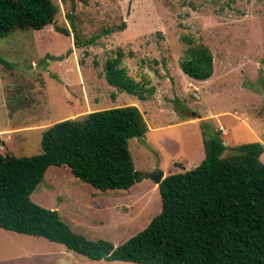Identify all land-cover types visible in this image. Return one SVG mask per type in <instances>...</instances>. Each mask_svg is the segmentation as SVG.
I'll return each mask as SVG.
<instances>
[{
    "label": "rangeland",
    "instance_id": "1",
    "mask_svg": "<svg viewBox=\"0 0 264 264\" xmlns=\"http://www.w3.org/2000/svg\"><path fill=\"white\" fill-rule=\"evenodd\" d=\"M52 1L59 7L53 24L0 37V57L9 64H0V135L14 140L12 154L32 156L41 152L42 131L58 121L124 105L141 108L148 132L129 140L139 183L101 192L67 168L51 166L31 194L74 232L118 247L161 210L152 174L184 172L204 159L201 122L207 136L225 128L226 153L257 142L251 121H259L257 138L264 142V0ZM198 44L213 55L206 81L181 68L185 51ZM119 51L145 99L107 84L106 61ZM0 264L136 263L88 260L61 244L0 228Z\"/></svg>",
    "mask_w": 264,
    "mask_h": 264
},
{
    "label": "trees",
    "instance_id": "2",
    "mask_svg": "<svg viewBox=\"0 0 264 264\" xmlns=\"http://www.w3.org/2000/svg\"><path fill=\"white\" fill-rule=\"evenodd\" d=\"M52 0H0V37L13 29L40 30L55 21ZM72 21V16L67 14ZM126 24L118 29L124 30ZM58 33L69 31L56 27ZM68 55V53H67ZM122 52L106 61L104 76L118 92L145 99V90L127 74ZM55 59H62L57 57ZM0 64H9L0 57ZM190 77L204 81L213 74L210 49L189 47L181 61ZM150 94L155 88L150 87ZM201 122L205 157L184 172L158 184L161 210L142 231L115 247L89 240L64 223L57 210L31 200L51 166L101 192L128 190L142 180L129 152V140L143 137L147 122L135 105L92 111L58 121L41 133V152L16 156L0 152V228L63 245L88 260L136 264H264V144L230 148ZM214 130V129H213ZM4 145L0 136V148Z\"/></svg>",
    "mask_w": 264,
    "mask_h": 264
},
{
    "label": "crops",
    "instance_id": "3",
    "mask_svg": "<svg viewBox=\"0 0 264 264\" xmlns=\"http://www.w3.org/2000/svg\"><path fill=\"white\" fill-rule=\"evenodd\" d=\"M204 81H206V80H204ZM136 106V105H135ZM138 107V106H137ZM139 108V107H138ZM140 111L142 112V110H141V108H140ZM234 119L235 120H238L239 118H236V117H234ZM239 120H241V119H239ZM256 123H252V121H251V125L255 128H253V127H251L250 128V131H251V133L254 135V138H255V140L256 141H260V142H262L259 138H257V131H256V127H257V125L259 124V121L257 120V121H255ZM181 123H192V119H183V121H181ZM148 125V124H147ZM215 125H217V124H214V126ZM218 126V125H217ZM14 127H16V126H14ZM219 127H220V129H221V134L222 135H224V134H226V130H225V128L224 127H222L221 125H219ZM149 129V128H148ZM15 132L17 131V128H15V130H14ZM148 132V131H147ZM17 133V132H16ZM1 136V139L3 140V142H4V145L0 148V150H3L5 153L6 152H11L12 153V146L14 145V140L12 139L11 141H10V139H11V136H8V138L7 137H4V136H2V135H0ZM262 143H264V142H262ZM2 153V152H1ZM264 154V153H263ZM262 154V155H263ZM261 155V156H262ZM263 157V156H262ZM261 158V157H260ZM262 160H263V158H262ZM166 176L163 174V179L165 178Z\"/></svg>",
    "mask_w": 264,
    "mask_h": 264
},
{
    "label": "water",
    "instance_id": "4",
    "mask_svg": "<svg viewBox=\"0 0 264 264\" xmlns=\"http://www.w3.org/2000/svg\"><path fill=\"white\" fill-rule=\"evenodd\" d=\"M151 178L157 183H161L163 180V173L162 172H154L151 176Z\"/></svg>",
    "mask_w": 264,
    "mask_h": 264
}]
</instances>
